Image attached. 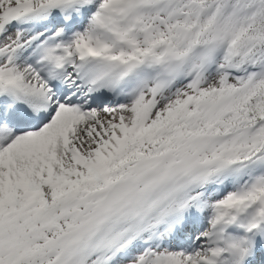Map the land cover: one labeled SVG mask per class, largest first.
<instances>
[{
	"label": "snow or ice",
	"instance_id": "1",
	"mask_svg": "<svg viewBox=\"0 0 264 264\" xmlns=\"http://www.w3.org/2000/svg\"><path fill=\"white\" fill-rule=\"evenodd\" d=\"M0 264H264V0H0Z\"/></svg>",
	"mask_w": 264,
	"mask_h": 264
}]
</instances>
